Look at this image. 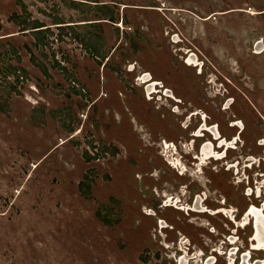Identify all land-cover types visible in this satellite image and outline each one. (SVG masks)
<instances>
[{
  "label": "rangeland",
  "instance_id": "obj_1",
  "mask_svg": "<svg viewBox=\"0 0 264 264\" xmlns=\"http://www.w3.org/2000/svg\"><path fill=\"white\" fill-rule=\"evenodd\" d=\"M145 72L183 103L151 101ZM190 111L227 141L243 131L183 181L158 142L189 141ZM179 181L225 217L160 208ZM251 206L264 207V0H0V264H176L183 245L226 264V235L251 244L252 224L236 227Z\"/></svg>",
  "mask_w": 264,
  "mask_h": 264
},
{
  "label": "flooded vegetation",
  "instance_id": "obj_2",
  "mask_svg": "<svg viewBox=\"0 0 264 264\" xmlns=\"http://www.w3.org/2000/svg\"><path fill=\"white\" fill-rule=\"evenodd\" d=\"M259 52H256V53H259ZM185 56H186V58L184 57L186 59L185 64L189 67L200 68V73L198 74L201 75L203 73V68L206 62L202 58H199L198 56H196L194 53L193 54L186 53ZM142 75L143 76L139 77L138 80L140 81V85L144 86V92L145 94L149 96L151 101L164 97L166 99H170L174 101L175 103H177V105L183 103L182 100H180L181 98H178L179 96L176 95L174 90L169 88L164 81L156 79L153 76L152 72H147V73L145 72ZM224 81H225V78H224ZM219 84L225 85L224 82L221 83L220 81H219ZM224 96H225V92H224ZM175 107L173 106V108ZM198 115H200V121L202 122H196V125L194 128H191L188 130L189 125L182 126V123H181V127L183 128V130L189 131L188 133L189 141H186L185 143H183L182 141H177L179 143L178 145L175 143V141H172V140H169L167 142L165 141V139H162L160 142H158L161 145V151H159L161 152L159 153L160 157H162V159L168 165V168L177 174V179L179 180L184 181L187 178L190 179L189 177H191L192 175L196 176L198 171H201V169L207 168L209 164H212L211 163L212 161L218 162V161H222L223 159H226L227 152L229 150H236L235 145L241 142L240 135L242 134L243 129H241L242 124L240 122H235L233 124L232 127H236L238 129V132L237 134L232 136L231 141L230 140L227 141L225 139V136L222 135L220 131V128H219L220 126L214 122H207V117L205 115L202 116L196 111L195 112L190 111L189 118H192ZM207 138L209 139L207 140ZM198 141L200 143L197 147ZM189 146H191V148ZM207 152L209 154H207ZM176 155H178L179 158L176 157ZM180 159L183 162H185L186 165ZM211 167L212 166H210L209 169H212ZM191 187H192L191 183H181L180 181L177 182L176 187L172 193H169V194L162 193V198L160 200L162 204L159 207L162 209H173L187 216H190L191 213H199V214L209 213L210 216L216 217L217 215H223L225 217V213H223L222 210L220 209H216V210H212L211 208L208 209L207 207L208 205H206V203L209 200V196L203 198V196L205 195L204 193L202 194V193L193 192L191 190ZM218 203L221 207L226 205L225 201H218ZM146 215L156 216V213H154L152 210L151 213H146ZM227 218L233 224L237 222L236 216H234L233 219L231 217H227ZM241 221H240L241 223H238L236 226L238 229L243 230L248 225L252 224V235L250 236V239H249L251 241V244L248 245L247 249L245 250L243 249V251H241L240 248L236 246V244L238 243L239 237L236 236L237 240L235 241L234 239L235 236L226 235L224 237L226 242L223 241V244H228V246L226 247L227 251H225V255L228 256L226 258V264H264V259H255L252 256L253 253H263L264 254V238H263L264 237V207L263 208H257L254 206L249 207L244 217L241 219ZM166 224L167 223L164 220H160V222H158L157 224V227L160 228V230H167L168 226ZM170 227L171 228H169L168 230L172 233L173 232L175 233V228L172 227L171 225ZM179 233L180 232L177 231V234ZM210 233L212 235L214 234V232H211V231ZM179 240L180 238L178 237L177 241ZM180 244H182V242ZM189 250L190 249L187 248L185 245H183V247L182 246L178 247L177 253H176L177 259L175 260V263L176 264H190V261L194 260L193 263L195 264V259L202 257L200 262H202V260L203 262L201 264H216L217 258L216 256L212 254L215 253L217 255H222L220 251L216 249H212V254L209 256H205L202 252H200L199 255L195 257H190L189 252H188ZM196 264H199V259H198V262H196Z\"/></svg>",
  "mask_w": 264,
  "mask_h": 264
},
{
  "label": "bare ground",
  "instance_id": "obj_3",
  "mask_svg": "<svg viewBox=\"0 0 264 264\" xmlns=\"http://www.w3.org/2000/svg\"><path fill=\"white\" fill-rule=\"evenodd\" d=\"M253 15H256L254 12L252 13ZM260 50H258L257 52H259ZM190 59V58H189ZM193 62V61H192ZM145 77V76H144ZM153 86V85H152ZM232 145V144H231ZM207 154H209L208 152H207ZM205 156V155H204ZM208 156V155H207ZM251 210V209H250ZM253 211V210H252ZM253 213V212H252ZM250 215V214H249ZM246 217V216H245ZM260 217V216H259ZM261 223V222H260ZM262 232V231H261ZM258 235V234H257ZM256 236V235H255ZM259 237V236H258ZM255 238V237H254ZM264 238V237H263ZM231 255V254H230ZM183 261V260H182ZM231 261V260H230ZM249 261V260H248ZM251 263V262H250Z\"/></svg>",
  "mask_w": 264,
  "mask_h": 264
},
{
  "label": "trees",
  "instance_id": "obj_4",
  "mask_svg": "<svg viewBox=\"0 0 264 264\" xmlns=\"http://www.w3.org/2000/svg\"><path fill=\"white\" fill-rule=\"evenodd\" d=\"M56 24H60V23H56ZM43 26H39V24H36V26L33 28L34 30H37V29H40L42 28ZM23 31H26V30H23Z\"/></svg>",
  "mask_w": 264,
  "mask_h": 264
},
{
  "label": "water",
  "instance_id": "obj_5",
  "mask_svg": "<svg viewBox=\"0 0 264 264\" xmlns=\"http://www.w3.org/2000/svg\"><path fill=\"white\" fill-rule=\"evenodd\" d=\"M261 48H262V44H261V42H258V43H257V46H256V49L259 50V49H261Z\"/></svg>",
  "mask_w": 264,
  "mask_h": 264
}]
</instances>
